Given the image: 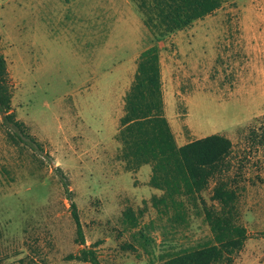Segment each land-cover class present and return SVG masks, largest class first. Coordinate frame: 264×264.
Here are the masks:
<instances>
[{"label": "rangeland", "instance_id": "374dc122", "mask_svg": "<svg viewBox=\"0 0 264 264\" xmlns=\"http://www.w3.org/2000/svg\"><path fill=\"white\" fill-rule=\"evenodd\" d=\"M221 2L159 38L139 0H0L19 124L0 116V264H93L92 253L101 264H166L212 240L200 201L179 198L189 224L172 228L153 205L164 192L146 182L152 169L138 175L123 157L125 97L153 45L177 146L215 134L233 144L226 179L248 234L233 264H264V0ZM214 186L201 193L209 207Z\"/></svg>", "mask_w": 264, "mask_h": 264}, {"label": "trees", "instance_id": "16d2710c", "mask_svg": "<svg viewBox=\"0 0 264 264\" xmlns=\"http://www.w3.org/2000/svg\"><path fill=\"white\" fill-rule=\"evenodd\" d=\"M221 3V0H139L138 5L147 29L161 38L191 27L217 11ZM8 82L6 61L0 54V116L19 132V124L9 114ZM162 87L160 48L153 45L139 56L137 73L125 97L118 136L124 144L123 157L136 161L139 169L152 165L150 184L164 192L162 197L153 198V205L163 207L160 213L168 216L172 228L189 224V209L179 198L200 201L203 206L212 240L171 255L166 264H233L248 238L246 228L239 224L238 193L226 179L229 171L226 163L233 144L227 137L215 134L177 146L165 116ZM212 180L215 186L211 201L216 205L209 207L201 193ZM74 218L80 230L75 210ZM84 252L91 251L85 248ZM91 262L101 264L94 253Z\"/></svg>", "mask_w": 264, "mask_h": 264}, {"label": "crops", "instance_id": "0c3cea01", "mask_svg": "<svg viewBox=\"0 0 264 264\" xmlns=\"http://www.w3.org/2000/svg\"><path fill=\"white\" fill-rule=\"evenodd\" d=\"M120 121V120H119ZM119 133V129L118 130H116V131H114V134H112V135H117ZM151 166L150 165H144L143 167H141L140 169H139V171H138V175H140V174H143V173H145V174H148V177H149V174H150V172H151ZM150 179H151V177H149L148 179H147V183L148 182H150Z\"/></svg>", "mask_w": 264, "mask_h": 264}]
</instances>
